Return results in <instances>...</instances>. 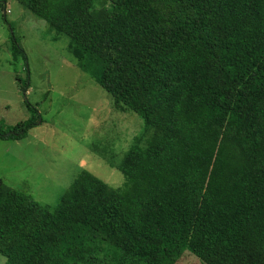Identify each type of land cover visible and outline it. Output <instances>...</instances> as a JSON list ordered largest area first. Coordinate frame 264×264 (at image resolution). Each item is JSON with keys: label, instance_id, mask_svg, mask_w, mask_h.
Wrapping results in <instances>:
<instances>
[{"label": "trees", "instance_id": "16d2710c", "mask_svg": "<svg viewBox=\"0 0 264 264\" xmlns=\"http://www.w3.org/2000/svg\"><path fill=\"white\" fill-rule=\"evenodd\" d=\"M14 1L142 128L121 187L83 170L50 210L0 178L6 264H264V0Z\"/></svg>", "mask_w": 264, "mask_h": 264}, {"label": "rangeland", "instance_id": "374dc122", "mask_svg": "<svg viewBox=\"0 0 264 264\" xmlns=\"http://www.w3.org/2000/svg\"><path fill=\"white\" fill-rule=\"evenodd\" d=\"M6 1L0 9V126L28 122L36 113L27 100L41 119L24 138L0 139L2 182L50 210L83 170L121 187L119 166L142 120L116 108L112 96L79 68L68 51V36L57 35L18 2ZM10 28L27 62L22 54L13 55ZM25 81L30 87L23 95ZM6 263L0 254V264ZM176 264L202 263L187 251Z\"/></svg>", "mask_w": 264, "mask_h": 264}, {"label": "built area", "instance_id": "2783aa9c", "mask_svg": "<svg viewBox=\"0 0 264 264\" xmlns=\"http://www.w3.org/2000/svg\"><path fill=\"white\" fill-rule=\"evenodd\" d=\"M10 11H7V13H9Z\"/></svg>", "mask_w": 264, "mask_h": 264}, {"label": "crops", "instance_id": "0c3cea01", "mask_svg": "<svg viewBox=\"0 0 264 264\" xmlns=\"http://www.w3.org/2000/svg\"><path fill=\"white\" fill-rule=\"evenodd\" d=\"M20 4V3H19ZM21 5V4H20ZM22 6V5H21Z\"/></svg>", "mask_w": 264, "mask_h": 264}]
</instances>
